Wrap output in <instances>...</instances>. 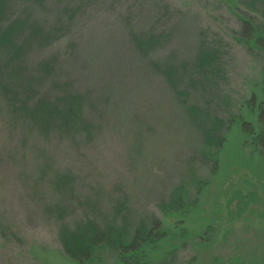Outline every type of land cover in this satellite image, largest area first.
I'll return each instance as SVG.
<instances>
[{"label": "rangeland", "instance_id": "374dc122", "mask_svg": "<svg viewBox=\"0 0 264 264\" xmlns=\"http://www.w3.org/2000/svg\"><path fill=\"white\" fill-rule=\"evenodd\" d=\"M16 13L50 38L28 56L32 97L83 96L88 124L45 137L0 103V264H77L61 230L115 219L130 237L152 221L168 236L129 264H264V156L244 129L264 55L237 41L226 5L46 0ZM93 264L122 262L106 251Z\"/></svg>", "mask_w": 264, "mask_h": 264}, {"label": "trees", "instance_id": "16d2710c", "mask_svg": "<svg viewBox=\"0 0 264 264\" xmlns=\"http://www.w3.org/2000/svg\"><path fill=\"white\" fill-rule=\"evenodd\" d=\"M45 1L0 0V103H7L16 115L23 113L25 125L32 129L36 128L45 137H49L53 131H65L70 134L85 132L81 129V127L86 129L88 124L86 100L83 96L67 93L54 100L49 98L34 100L36 97H32L38 87L34 86L36 81L33 75L27 72L30 70L28 56L36 45L42 47L43 44L50 43V38L43 27L32 21L31 16L26 18L25 13L14 15L13 10L20 2L24 5H40ZM221 1L242 23V31L237 41L250 51L264 55V0ZM215 58L202 55L196 63L201 69L207 68L208 65L212 66ZM52 67L53 64L47 62L41 72L48 74ZM169 75L172 77L170 72ZM19 98L20 103H17L16 100ZM254 98L253 104L249 102L247 107L249 114L255 118L257 116V124L250 126L244 123V129L250 135L248 144L263 157L264 73L260 94ZM82 135L88 136L87 133ZM184 206L182 197L174 198L170 204V208L179 215L184 213L186 209ZM158 225V221H152L148 227L143 223L130 237L128 230L119 220L115 219L106 227L89 220L74 229L63 228L60 232V241L65 254L77 264H93L106 251H114L122 264H129L133 260L141 262L146 248H154L168 238L166 233V236L160 239L165 232H158L156 230Z\"/></svg>", "mask_w": 264, "mask_h": 264}]
</instances>
